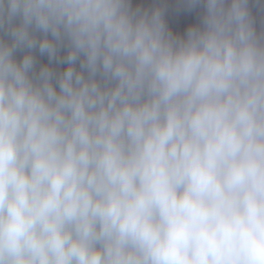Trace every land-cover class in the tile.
I'll return each instance as SVG.
<instances>
[{
  "label": "clouds",
  "instance_id": "clouds-1",
  "mask_svg": "<svg viewBox=\"0 0 264 264\" xmlns=\"http://www.w3.org/2000/svg\"><path fill=\"white\" fill-rule=\"evenodd\" d=\"M0 264H264V0H0Z\"/></svg>",
  "mask_w": 264,
  "mask_h": 264
},
{
  "label": "water",
  "instance_id": "water-1",
  "mask_svg": "<svg viewBox=\"0 0 264 264\" xmlns=\"http://www.w3.org/2000/svg\"><path fill=\"white\" fill-rule=\"evenodd\" d=\"M134 2L136 3H141V4H144V5H148L151 3V0H134ZM253 14L256 15L257 17H259V13L256 9L255 6H253Z\"/></svg>",
  "mask_w": 264,
  "mask_h": 264
}]
</instances>
